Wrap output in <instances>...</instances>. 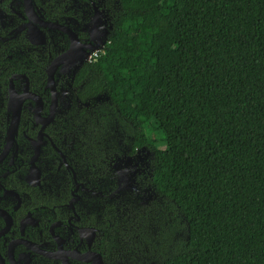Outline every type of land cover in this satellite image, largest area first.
Here are the masks:
<instances>
[{
  "label": "trees",
  "instance_id": "obj_1",
  "mask_svg": "<svg viewBox=\"0 0 264 264\" xmlns=\"http://www.w3.org/2000/svg\"><path fill=\"white\" fill-rule=\"evenodd\" d=\"M108 5L104 54L55 75L58 108L68 103L55 124L103 179L97 187L112 186L98 198L111 264H264V0ZM9 10L0 4V138L9 78L25 75L47 104L46 67L65 49L45 29L31 45ZM28 124L24 106L19 134ZM141 150L170 158L154 156L136 192L119 188L117 162Z\"/></svg>",
  "mask_w": 264,
  "mask_h": 264
},
{
  "label": "flooded vegetation",
  "instance_id": "obj_2",
  "mask_svg": "<svg viewBox=\"0 0 264 264\" xmlns=\"http://www.w3.org/2000/svg\"><path fill=\"white\" fill-rule=\"evenodd\" d=\"M4 1L8 3L11 13H5L7 19L16 17L18 21H23L21 26L27 40L29 21L24 13L23 0H0V4ZM36 1L41 2L42 7H38L35 0H31V4L41 20L65 26L78 40L71 61H63L56 67L53 75L55 82L57 72L63 74L69 67H77L86 62L83 59L86 51L105 44L103 37L112 29L114 6L108 5L112 0ZM95 15L92 38L91 28ZM38 29L42 34L43 44L46 42L45 30L46 33L57 31L63 34L61 37L65 49L48 62V68L55 58L70 48L71 39L55 29ZM24 88V79L20 91L14 86L16 94H21ZM45 90L48 91L47 104L43 97L29 89L39 96V115L42 121L49 120L48 123L42 126L36 122L38 104L33 99L25 100L13 140L4 152L11 118V110L7 105V87L5 130L0 138V264H111L112 249L106 244L107 240L101 241L99 229L103 214L107 211L98 202V198H104L105 194L111 197L112 186L105 191L97 187L103 179L91 173L80 148L76 147L75 138L71 136L67 139L64 127L55 124L68 107V103H61V109L58 108L57 88V105L50 120V90L47 84ZM24 106L28 111L29 124L19 134L18 127ZM30 140L38 143L37 155ZM111 166L107 163V167L113 169ZM115 170L119 174L116 183L123 189L126 184L117 167ZM107 179L112 180L113 177ZM90 182L95 184L94 188L89 185Z\"/></svg>",
  "mask_w": 264,
  "mask_h": 264
},
{
  "label": "water",
  "instance_id": "obj_3",
  "mask_svg": "<svg viewBox=\"0 0 264 264\" xmlns=\"http://www.w3.org/2000/svg\"><path fill=\"white\" fill-rule=\"evenodd\" d=\"M23 5H24V13L25 16L27 17L28 21H29V28H28V36H27V40L30 44L34 45V46H39L42 45L44 40L42 37V34L40 32V30L38 29L39 27L42 28H49V29H55L58 31H61L63 33H65L66 35H68L71 39V46L70 48L63 54L59 55L57 58H55L50 65L47 68V73H46V81H47V88H49L50 90V116L54 114V111L56 109V105H57V92H56V87H55V82H54V72L56 67L59 65V63L63 62V61H68L70 62L71 59L73 58V56L75 55V51L77 49V45H78V40L75 36L74 33L71 32V30H69L68 28H66L65 26H62L60 24L57 23H52V22H47V21H43L41 20L36 13L33 10L32 4H31V0H23ZM96 16H94L93 19V27L91 28V33H92V38H94V30H95V23H96ZM95 47L91 48V50H93ZM87 53H85L83 55V59L85 58V55ZM15 77H21L24 79L25 81V88L23 90V92L21 94H16L15 90H14V86H13V79ZM29 99H33L37 102L38 107L36 109V122L40 123L42 126L46 125L48 123V121H42L40 118V110H41V100L39 98V96H37L34 93H31L29 91V82L28 79L25 75L23 74H13L9 80H8V108H10L11 110V118H10V122H9V126H8V131H7V139H6V146L4 149V152H6V148H8L10 142L13 140V136H14V132L16 129V126L18 124L19 121V117H20V113H21V108L23 105V102L25 100H29ZM52 116L49 117L50 120L52 119ZM31 143H33V145L35 146V155H37L38 152V143L30 140ZM36 158V156H34ZM50 258H54V256H49Z\"/></svg>",
  "mask_w": 264,
  "mask_h": 264
},
{
  "label": "rangeland",
  "instance_id": "obj_4",
  "mask_svg": "<svg viewBox=\"0 0 264 264\" xmlns=\"http://www.w3.org/2000/svg\"><path fill=\"white\" fill-rule=\"evenodd\" d=\"M103 99V96L96 97L89 101L86 105L102 102ZM154 156L156 157V159L163 162H166L170 158L169 155L164 152H157L155 154H152L145 150H141L136 153L135 160L130 158L119 159L118 170L121 173L120 177L124 180V184H126L125 186L129 188V191L136 192L139 189L134 182L135 176H137L141 172L143 173L149 171V163Z\"/></svg>",
  "mask_w": 264,
  "mask_h": 264
},
{
  "label": "built area",
  "instance_id": "obj_5",
  "mask_svg": "<svg viewBox=\"0 0 264 264\" xmlns=\"http://www.w3.org/2000/svg\"><path fill=\"white\" fill-rule=\"evenodd\" d=\"M108 42H106L107 44ZM99 46V47H98ZM96 48H94L93 50L89 51L84 58V61L88 62V63H93L96 62L97 59L104 54V48H105V44L102 43V45H98Z\"/></svg>",
  "mask_w": 264,
  "mask_h": 264
}]
</instances>
